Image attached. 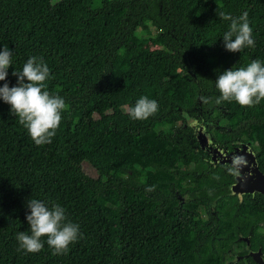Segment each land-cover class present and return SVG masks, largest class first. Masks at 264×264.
I'll list each match as a JSON object with an SVG mask.
<instances>
[{
	"label": "trees",
	"instance_id": "16d2710c",
	"mask_svg": "<svg viewBox=\"0 0 264 264\" xmlns=\"http://www.w3.org/2000/svg\"><path fill=\"white\" fill-rule=\"evenodd\" d=\"M219 11H247L255 46L226 51ZM0 44L13 49L10 86L12 67L40 56L66 102L42 146L0 102V264H223L238 234L264 249V196L233 195L187 122L214 147L249 145L264 174V99L212 102L219 71L264 60V0H0ZM141 95L158 110L132 120ZM28 198L61 204L82 238L60 255L17 251Z\"/></svg>",
	"mask_w": 264,
	"mask_h": 264
},
{
	"label": "clouds",
	"instance_id": "9594fccd",
	"mask_svg": "<svg viewBox=\"0 0 264 264\" xmlns=\"http://www.w3.org/2000/svg\"><path fill=\"white\" fill-rule=\"evenodd\" d=\"M216 15L228 22V28L221 36L226 51L240 52L255 46L247 11L239 16L224 11L216 12ZM12 65L13 49L0 44V81L3 82L0 84V102L9 106V112L26 129L35 145L50 144L60 126L65 99L47 90L46 81L51 79V75L43 57L29 56L19 70L12 67L11 74L16 77V83L10 86L6 78ZM214 87L218 95L214 99L202 97L203 102L208 103L212 99L219 105L234 101L249 107L259 104L264 99V60L251 59L245 65L219 71ZM157 110L155 99L141 95L127 108V115L132 120L143 121ZM242 162V158H236L228 171L238 172ZM25 206L28 209L25 214L28 230L15 233L17 251L36 253L47 244L53 254L60 255L82 238L80 225L67 218L66 209L61 204L28 198Z\"/></svg>",
	"mask_w": 264,
	"mask_h": 264
},
{
	"label": "water",
	"instance_id": "95a60500",
	"mask_svg": "<svg viewBox=\"0 0 264 264\" xmlns=\"http://www.w3.org/2000/svg\"><path fill=\"white\" fill-rule=\"evenodd\" d=\"M190 126L194 129L197 142L201 150H206L207 154L214 156L213 161L221 165L227 163L232 165L236 158H242V164L239 166V171L236 172V182L231 187V193L241 197L244 194H258L264 196V174L258 169L255 154L249 145L242 144L241 149H236L227 153L226 149L218 146H213L210 134L205 131L203 124L191 123ZM240 150V152H237ZM216 160V161H215ZM254 261L258 264H264L261 257V250L258 249L252 253Z\"/></svg>",
	"mask_w": 264,
	"mask_h": 264
},
{
	"label": "flooded vegetation",
	"instance_id": "af4514ba",
	"mask_svg": "<svg viewBox=\"0 0 264 264\" xmlns=\"http://www.w3.org/2000/svg\"><path fill=\"white\" fill-rule=\"evenodd\" d=\"M190 120L191 121L189 123H191L194 120V118H190ZM218 124L219 123L217 121L216 122H212V121L206 122L205 121V125L207 128L212 126L214 129H217L218 127H220ZM225 147H226L225 149L227 153H229L231 151H234L235 148L239 149L241 147V143H239V141H234V142H230L228 145H225ZM203 151L205 155L204 154L201 155V160H203V163L205 164L206 168L219 166L220 168H222V170L226 173L228 177H232L235 181L237 174L228 171L229 165L227 163L223 165L216 163L213 161V158H214L213 155L207 154L206 150H203ZM237 152H240V150H237ZM244 196H246V194L242 195V198ZM226 205L227 204H225V207ZM260 231L262 234H264V227H261ZM212 233L214 234L215 232L212 231ZM214 238L217 239L218 243L221 240L225 239V237L220 236V235L219 237L214 236ZM259 247H261V245L257 246L256 248H252L250 244V240H246L241 234H238V236L232 241V243H230V247L226 248V251L224 252L225 260L223 264H252V263L258 264L257 262L254 261L253 257L251 256V254L256 252L258 249H261V257L263 258V262H264V249H262V247L261 248Z\"/></svg>",
	"mask_w": 264,
	"mask_h": 264
},
{
	"label": "rangeland",
	"instance_id": "374dc122",
	"mask_svg": "<svg viewBox=\"0 0 264 264\" xmlns=\"http://www.w3.org/2000/svg\"><path fill=\"white\" fill-rule=\"evenodd\" d=\"M191 120L188 118L187 119V122L189 123ZM191 123H193V122H191ZM84 170H85V172H88V173H90V174H92V171H90V169L88 168V167H84ZM218 208H219V210H223V208H224V203L223 204H220L219 206H218Z\"/></svg>",
	"mask_w": 264,
	"mask_h": 264
}]
</instances>
